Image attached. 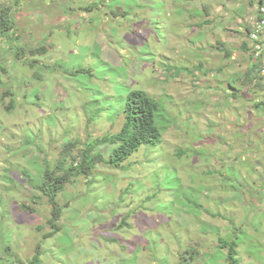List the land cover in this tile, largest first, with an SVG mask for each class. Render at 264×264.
Masks as SVG:
<instances>
[{
  "label": "rangeland",
  "instance_id": "obj_1",
  "mask_svg": "<svg viewBox=\"0 0 264 264\" xmlns=\"http://www.w3.org/2000/svg\"><path fill=\"white\" fill-rule=\"evenodd\" d=\"M251 3L201 0L202 14L194 0L13 4L21 31L40 36L23 38L28 53L47 46L48 58L25 65L0 37V264H180L185 253L227 264L221 240L233 239L239 264H264V80L242 31ZM130 90L160 103L161 143L68 186L49 226L47 197L33 201L45 162L71 143L109 162L115 147L96 142L123 126Z\"/></svg>",
  "mask_w": 264,
  "mask_h": 264
},
{
  "label": "trees",
  "instance_id": "obj_2",
  "mask_svg": "<svg viewBox=\"0 0 264 264\" xmlns=\"http://www.w3.org/2000/svg\"><path fill=\"white\" fill-rule=\"evenodd\" d=\"M20 1V0H19ZM19 1L13 0V2L6 3L4 0H0V37L2 38L1 44L11 49L14 54V59L21 60L25 65L30 62L32 65H36V61L31 60V56L39 54L40 57L48 58L45 53L48 51L47 46H42L36 50L32 48V51L28 53V47L30 43L23 42V38L27 36L25 30L21 31L16 21L14 20L13 4H19ZM72 11V9H71ZM76 13V12H75ZM27 36L31 41L40 38L39 35L31 34ZM40 47V46H39ZM37 51V52H36ZM230 57V56H229ZM0 58V71H6L2 67L4 61ZM33 68V66H32ZM58 63L53 66H47L46 68L38 71H51L56 72L58 69ZM32 77L37 78L38 72L32 74ZM40 78V77H39ZM251 81V77L248 78ZM1 88V87H0ZM3 91V89H2ZM5 96H9L14 91H3ZM17 95V94H16ZM16 105L12 107L10 112H14ZM160 103L149 96L143 91L131 92L127 95L126 107H125V123L123 125L121 133L109 135L96 142L97 145L107 144L115 147L109 156V162H105V156L103 154L92 155L93 146L87 145V148L78 149L77 143H71L68 146H61L63 149L62 157L52 162L46 161L45 169L43 168V181L40 185H36L35 189L42 193L40 196L34 195V202L41 201L44 197L48 199V206L51 207V217L48 220L49 226L57 227V221L62 217V211L67 208L68 204L62 205L58 202L57 198L62 194L66 188L72 184L78 183L87 179L88 177H94L95 169L99 164L108 165L111 168H118L120 165L128 160L135 152L141 149L143 146L155 147L161 142L162 130L158 125V119H160ZM73 155H80V157H72ZM71 156V157H70ZM89 180L92 184L95 179ZM24 208L34 212V208L24 205ZM47 225V224H46ZM43 227L39 226V229ZM58 229V228H57ZM223 248L228 247L229 253L226 257L227 264H239L237 260V240H221ZM185 253L183 257L186 260H182L180 264H189L190 261L186 257ZM190 259H193L189 256ZM189 261V262H188ZM35 263V259L28 261L27 264ZM26 264V263H25Z\"/></svg>",
  "mask_w": 264,
  "mask_h": 264
},
{
  "label": "clouds",
  "instance_id": "obj_3",
  "mask_svg": "<svg viewBox=\"0 0 264 264\" xmlns=\"http://www.w3.org/2000/svg\"><path fill=\"white\" fill-rule=\"evenodd\" d=\"M199 1H201V0H194V6L197 9L199 7V5H197V2H199ZM79 3H78V5H79ZM116 9L117 10H121L122 13H124V15H128V16H130L132 18V14L128 10V8L124 9V8H120L119 7V8H116ZM198 11H199L200 14L203 13L202 10L198 9ZM76 13H77L78 16L80 15L79 11H76ZM95 14H97V13H95ZM211 14L212 13L209 12V13L205 14L202 17H207L208 20L213 21V19L210 16ZM91 17H92V19H94L93 15ZM104 21L105 22L109 21V13L108 12L105 14ZM262 21H264V0H252V3H251L250 8H249V14H248L247 19H246L245 24H244L245 27L242 29L243 35L247 38L246 42L244 43V46H245V49L247 50V52L249 53V56L251 58V64H252L253 69H254V72H253L254 75L256 77L261 78V79L264 80V52L260 56H257L256 43L253 41V35L256 34L255 26H256V24L258 22H262ZM203 68H205V67H203ZM252 79H253V75L251 74V80ZM194 86L197 87V85L195 83H194ZM130 91L131 92H138V91H141V90H134V91L130 90ZM128 94L129 93L125 94L124 103H123L122 108L120 109V115H122V116H120V118L124 117V123H125V107H126V100H127V95ZM122 128H123V126L116 133H119V132L121 133ZM116 133H114V134H116ZM157 146L152 147V148H156Z\"/></svg>",
  "mask_w": 264,
  "mask_h": 264
},
{
  "label": "built area",
  "instance_id": "obj_4",
  "mask_svg": "<svg viewBox=\"0 0 264 264\" xmlns=\"http://www.w3.org/2000/svg\"><path fill=\"white\" fill-rule=\"evenodd\" d=\"M255 29L256 34L253 35V41L256 43L257 56H260L264 52V21L258 22Z\"/></svg>",
  "mask_w": 264,
  "mask_h": 264
},
{
  "label": "crops",
  "instance_id": "obj_5",
  "mask_svg": "<svg viewBox=\"0 0 264 264\" xmlns=\"http://www.w3.org/2000/svg\"><path fill=\"white\" fill-rule=\"evenodd\" d=\"M246 50V49H245ZM263 84H264V81H263Z\"/></svg>",
  "mask_w": 264,
  "mask_h": 264
}]
</instances>
